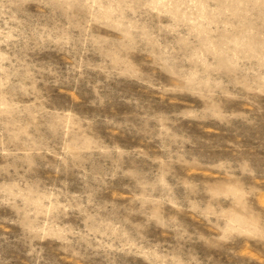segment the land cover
<instances>
[{"label":"rangeland","instance_id":"obj_1","mask_svg":"<svg viewBox=\"0 0 264 264\" xmlns=\"http://www.w3.org/2000/svg\"><path fill=\"white\" fill-rule=\"evenodd\" d=\"M0 264H264V0H0Z\"/></svg>","mask_w":264,"mask_h":264}]
</instances>
